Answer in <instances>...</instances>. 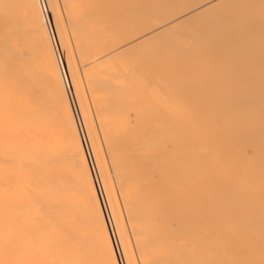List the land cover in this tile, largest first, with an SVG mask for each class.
<instances>
[{
	"label": "bare ground",
	"instance_id": "1",
	"mask_svg": "<svg viewBox=\"0 0 264 264\" xmlns=\"http://www.w3.org/2000/svg\"><path fill=\"white\" fill-rule=\"evenodd\" d=\"M50 3L0 0V66L32 69L19 93L24 107L36 110L37 130L21 134L33 148L49 147L20 159L22 172L32 174L29 200L0 194V264H137L134 254L139 264H214L218 257L220 264H264V0L88 3L87 43L79 36L75 47L86 58L81 69L96 71L102 101L110 87L131 89L133 108L142 103L148 114L147 126L120 124L113 135L101 126L113 168L128 172L133 186L128 197L136 208L121 210L88 137L94 124L68 46L62 63L68 39ZM107 14L110 29L95 37ZM116 14L123 29L113 28ZM86 22L75 20L80 29ZM138 48L127 64L117 61ZM139 68L141 80L125 85L127 70ZM107 113L99 109L96 119L105 121ZM22 126L33 128V120ZM74 134L81 152H70ZM68 153L73 157L65 160ZM78 158L90 174L72 187L57 173L77 169ZM15 165L0 151V180ZM138 175L150 191L142 199Z\"/></svg>",
	"mask_w": 264,
	"mask_h": 264
},
{
	"label": "rangeland",
	"instance_id": "2",
	"mask_svg": "<svg viewBox=\"0 0 264 264\" xmlns=\"http://www.w3.org/2000/svg\"><path fill=\"white\" fill-rule=\"evenodd\" d=\"M51 1L50 4L53 5V7L58 11L59 18H58V24L61 27L63 31L65 30V34L67 35L66 42L64 45H62L60 48L62 49V63L65 64V53H67V46L72 49V54L74 61L76 62V70L78 75V86H79V94L84 97L85 103L88 105L89 112L91 114V119L94 124V129L92 128L88 132V137L90 139V143L93 150L96 152V154L99 156V159L102 162V166H100L103 179L105 181L106 187L108 191L113 193L114 199L118 205L119 209H122L123 204H127L130 207L135 206V200L133 197L129 199L128 194L130 196L133 193V186H128L125 179L128 177V172L123 174H118L116 172L115 168H113V162H112V148L109 143H107V139H105V131L103 130L101 126H105L106 131L110 130V128L116 127V126H129V124H135L142 126H147V112L144 110V104L138 103L134 108V104L132 102V99H130V96H134V92L131 89H128L126 91L124 90H115L113 91V87H110L108 90L104 91V94L106 96L105 100H101V95L97 91L96 86V71L92 74H90V69L88 67L82 68L85 69V76L83 77L84 71L81 69L80 65L83 64L84 60L86 58H81L79 54L77 53V47L76 46V40L79 36L82 37L85 43H87V37H88V31H89V21L88 18L91 16H88L89 10L87 9L88 3L91 2L93 5V2L97 1L98 3L100 1H107V0H49ZM97 3V5H98ZM95 4V3H94ZM94 6V5H93ZM32 14V12H30ZM75 13H79L83 16L88 17H76L74 16ZM86 20V23L81 24L82 29H80V24L75 23V20L80 19ZM124 17L121 15L116 14L113 28H121L123 29L124 21H122ZM13 19V18H12ZM102 19L107 20L106 23H98L96 25L97 31L95 34V37L97 35H101V33L107 29H110L109 25V14L104 15ZM16 24L17 28H14L15 35L18 34L19 36H23V33L21 30H19V25L17 22L12 20V24ZM78 28L80 30V35L76 33ZM72 31H75L74 34H72ZM85 32V33H84ZM84 33V34H83ZM65 37V39H66ZM18 40L19 37H16ZM69 44V45H68ZM18 44V48H19ZM60 46V45H59ZM91 51L89 52V55H91L93 52H95V47L92 45ZM141 48H138L136 50H133L131 52H128L125 55H122L117 58L118 62H124L127 64V61L133 59L132 53L136 51V56L140 53ZM88 55V56H89ZM87 56V57H88ZM77 60V61H76ZM86 63V62H85ZM84 63V64H85ZM103 62L101 65L103 68H108L112 65V63ZM79 64V66H78ZM11 67L9 65H2L0 66V151L3 153V159L5 163H15V167L13 169V172L9 173L7 172L2 179L0 180V194H4L6 197L12 196V197H21L23 195L28 196V200L30 199L29 195L31 194V191L34 189L33 183L29 181L31 179L30 173H23L20 168V159L24 154L31 153L34 154L35 152H46L49 147L42 148L32 145L30 143H26L23 140V135L21 133H30L33 132V130H37V126H34V113L36 110H34V107L32 111H28L24 106L26 105L25 102V95H22L23 101H20L21 95L19 93L20 87L25 84L24 79L28 73L32 71L30 67ZM138 70V71H137ZM83 74H82V72ZM135 74L132 73L131 69H128L126 72V76L123 79V83L131 88H133V81L134 78H137L141 80L142 73L141 68L136 69ZM1 74H6V79L1 77ZM140 77V78H139ZM113 80L119 79V77L112 78ZM6 80L7 82H5ZM141 90L143 91V85L141 84ZM72 86H70V91ZM121 92V94H119ZM74 95L73 91L71 93ZM70 95V96H72ZM142 96V93H141ZM75 95L72 96V99L74 100ZM70 99V97H69ZM76 100L73 101L74 105ZM72 103V104H73ZM76 106V105H75ZM99 109L106 110L107 116L104 118L105 121H102L101 119H96V115L99 112ZM26 118H30L33 120V128L31 129H24L22 126V122L25 121ZM124 124V125H120ZM100 127V128H99ZM139 131V130H136ZM110 134H114V128L111 129ZM84 137V134L82 135ZM113 140V137L109 140L111 142ZM73 144L72 149L73 150H83V148L79 149L78 143H80V140L77 137L75 139V134L72 136V140H68ZM77 144V146H76ZM24 147V148H23ZM23 151H26L25 153H22ZM69 151V150H68ZM73 155L68 153L65 157V160L72 159ZM80 158V154H79ZM78 158L79 167L77 169H69L67 170L65 168V171L58 172L57 176L60 179V181L66 183L67 185H70L72 187H79L80 184H82V179H84V175L90 174L89 171H85L82 167V162L80 163ZM92 156L91 159L92 161ZM84 164V163H83ZM63 165V164H62ZM72 167V164H71ZM140 175V174H139ZM139 175L138 181H139ZM121 178V179H119ZM137 187L140 188V198L142 199L143 196L148 195L150 191L143 189V187L140 184V181L137 184ZM81 188V187H80ZM147 188V186L145 187ZM2 189V190H1ZM38 191H43L42 189H38ZM24 200L22 202V209H24V204L27 201ZM8 202V201H6ZM17 204L12 206L11 209L16 210ZM59 206V205H58ZM57 206V207H58ZM1 209H8V207H2ZM143 211L147 213L148 209L146 207L143 208ZM123 213V212H122ZM126 216V215H125ZM166 218V216L164 215ZM125 231H126V237L129 238L131 246L132 244V238L130 237L129 232V222L124 215L122 216ZM168 218H166V221ZM175 233V231H174ZM130 235V236H129ZM181 239V238H180ZM214 254V253H213ZM134 257H136L137 264L140 263L139 258L137 255L134 254ZM214 257L213 259H215ZM219 260V261H218ZM220 258H216L214 261V264H220ZM219 262V263H218Z\"/></svg>",
	"mask_w": 264,
	"mask_h": 264
}]
</instances>
